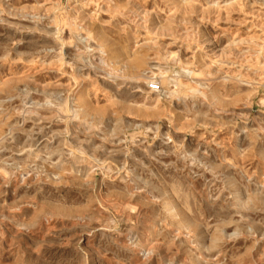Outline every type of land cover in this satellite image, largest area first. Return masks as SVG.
<instances>
[{"label": "rangeland", "instance_id": "374dc122", "mask_svg": "<svg viewBox=\"0 0 264 264\" xmlns=\"http://www.w3.org/2000/svg\"><path fill=\"white\" fill-rule=\"evenodd\" d=\"M0 264H264V0H0Z\"/></svg>", "mask_w": 264, "mask_h": 264}, {"label": "bare ground", "instance_id": "6f19581e", "mask_svg": "<svg viewBox=\"0 0 264 264\" xmlns=\"http://www.w3.org/2000/svg\"><path fill=\"white\" fill-rule=\"evenodd\" d=\"M61 5V4H60Z\"/></svg>", "mask_w": 264, "mask_h": 264}]
</instances>
